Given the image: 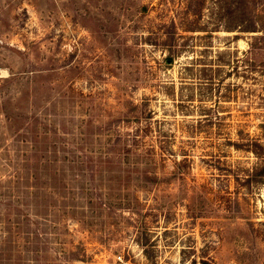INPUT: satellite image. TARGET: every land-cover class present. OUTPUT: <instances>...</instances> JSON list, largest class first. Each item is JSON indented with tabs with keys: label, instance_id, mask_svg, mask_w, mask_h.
<instances>
[{
	"label": "rangeland",
	"instance_id": "1",
	"mask_svg": "<svg viewBox=\"0 0 264 264\" xmlns=\"http://www.w3.org/2000/svg\"><path fill=\"white\" fill-rule=\"evenodd\" d=\"M215 6L0 0V264H264V184L234 174L256 156L229 142L264 137L262 30H214ZM248 13L262 27L264 0Z\"/></svg>",
	"mask_w": 264,
	"mask_h": 264
},
{
	"label": "trees",
	"instance_id": "2",
	"mask_svg": "<svg viewBox=\"0 0 264 264\" xmlns=\"http://www.w3.org/2000/svg\"><path fill=\"white\" fill-rule=\"evenodd\" d=\"M256 2V0H215V10L213 11L216 15L215 20V28L214 30L220 29V27L226 29V30H242V31H259L262 30L261 33H257L255 35L256 39H262L263 44L258 45V43L252 42V47H264V25L262 27H259V23L255 21L252 16H250V13H248L249 7H251L252 3ZM171 30L169 31V35L164 37V39L161 41L163 45L168 47L169 53L164 57V60L167 61L168 64H171L174 59L181 54V52L185 48V44L180 42V38L184 36L178 28L177 21L175 17L172 18V25ZM185 30H201V31H210L208 28V25L206 23L198 24L194 23L192 27L185 28ZM237 36V35H235ZM146 103L142 102L140 105H137L139 108H141L142 105ZM140 111L142 113L135 114L130 120H134L137 123L133 128L121 132L122 135H127L128 140L130 141V144L138 143L142 140L143 135L147 134L148 131H150L153 127L152 125V109H145L141 108ZM139 111V112H140ZM129 117V118H130ZM145 118L146 122H143L142 119ZM157 120V119H156ZM162 136V135H161ZM167 140L163 139L160 141V147L163 148L165 146ZM229 142L235 146L238 149H242L244 151H248L251 153H254L256 156V160L249 166L246 167L245 172L243 174H239L235 172V178L236 183L241 188L244 189H251L254 186H258L261 184H264V137L262 136H252L249 132H244L243 129H241L238 133L237 138L235 139H229ZM148 147H151V144L146 145ZM29 158H33V156H28ZM17 176L13 173L12 176ZM13 182L16 181V179H12ZM10 187L14 186L11 184H8ZM14 196H16L18 201H20V193H13ZM35 195H38L36 192ZM1 196V193H0ZM1 200V199H0ZM119 200H122V197L119 198ZM36 204H39L36 202ZM130 204V203H127ZM101 206H107V207H114V202L107 203L106 201L101 202ZM124 206V205H122ZM128 206V205H126ZM133 207V205H130ZM18 208V207H17ZM7 209V208H6ZM35 222V221H34ZM37 224V221H36ZM20 223V227H21ZM36 232V229L33 230ZM0 240L2 245L0 246V260L4 258V254L7 250H9V237L7 233H3L0 235ZM21 237V235H20ZM28 240V239H27ZM149 244H152V242L149 243L148 240L143 242L144 250L146 252V255L149 257L150 253L148 251ZM36 259H39V249L36 251Z\"/></svg>",
	"mask_w": 264,
	"mask_h": 264
}]
</instances>
